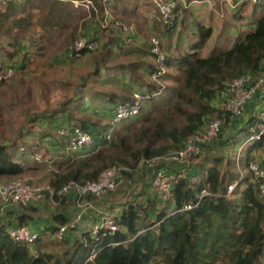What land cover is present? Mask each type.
<instances>
[{"label": "trees", "instance_id": "trees-1", "mask_svg": "<svg viewBox=\"0 0 264 264\" xmlns=\"http://www.w3.org/2000/svg\"><path fill=\"white\" fill-rule=\"evenodd\" d=\"M73 1L11 0L7 4H0V34L20 40L15 52L16 58H12V53L8 54L7 63L17 71L23 68L27 57L22 52L21 43L26 35L20 33L29 31L33 23L25 4L42 10L49 5V11L58 8L57 18L62 21L61 30L64 31L74 12ZM91 1L89 9L93 7V14L81 21L84 29H72L80 22L67 27H71V32L67 34L71 37L66 54V58L73 60L83 58L88 63L98 62L101 65L98 73L104 71L110 76V80L103 81L115 83L111 85L114 91L98 92L105 96L99 99L101 122L77 117L72 114L71 109L67 111V122L76 120L84 131L92 135L91 146L69 153L66 151L64 139L57 134L58 127L64 122L62 120L58 124V119L65 113L46 114L41 123L34 116L33 123H39L41 127L38 129L41 135L39 133L36 143H24V127H21L19 133L16 132L17 138L11 142L0 141V179L25 176L32 169L43 166L33 158L40 151L45 156L52 157L53 166L60 169L54 171L50 180V185L58 190L71 181L84 183L95 180L104 169L111 166L138 167L142 158L160 156L183 148L187 139L204 131L212 118L223 117L225 121L218 137L206 144L201 152V155L207 153L205 157L208 160L200 157L186 169L191 174L178 179L173 186L171 199L159 198L152 182H143L130 200L125 198L118 203L115 207L117 211H114L118 214L121 229L116 232L102 227L95 231V226L101 224V214H95L91 216L94 219H90L86 225L78 224L67 231L62 240H58L56 231L71 220L77 209L72 191L63 201L64 207L65 203L69 204L67 211L61 206L59 211L48 209L43 212L42 201L45 197L29 205H19L22 208L16 205L17 209L23 210L15 218L16 222L0 219V264H264V196L260 188L261 181L249 170L251 162L264 168V136L246 144L240 162L244 177L228 194L229 185L240 178L235 155L260 120V112L264 109V95L261 97L260 91L257 93L255 99L246 106L241 119L226 113L219 105L232 78L244 74H251L253 78L264 75V10L249 21V30L243 37L240 36L228 47L216 46L208 56H204L202 50L212 37V27L197 22L195 36L189 31L184 34L180 28L187 15L180 14L172 27L151 16L154 26L151 35L161 41L168 76L176 72L177 81L180 82L177 87L170 85L160 92L161 86L151 78L159 68L150 49L151 41L147 53L150 57H141L134 50L138 40L134 41L132 38L137 37L139 30L141 33V26L136 24L138 29L133 34L116 26V21L111 26L105 25L97 20L96 12L99 9L94 6L93 1L100 7L101 15H104L106 0ZM135 1L129 0V3L139 5ZM125 2L127 1L111 0L116 8L123 4L124 10L128 8ZM249 2L251 3L250 0H240V9L233 12L234 18H244L243 12ZM148 3L153 5L150 12L157 8L154 0H148ZM252 4L261 7L264 6V0ZM25 10L28 12L27 16L21 14ZM49 11L47 16L51 14ZM121 20L126 22L127 17H122ZM38 24L48 30L52 20L49 17L48 21L44 19ZM127 24L132 23L128 21ZM156 24H160L162 32L156 31ZM80 36L96 41L98 47L96 50H82L81 57H70V46ZM171 36L175 37L176 47L170 44ZM182 41H186L189 47L180 51L178 46ZM124 58L134 61L123 62ZM138 58L145 60H135ZM121 72L125 75L122 81ZM12 80L13 78L6 81L4 85ZM31 80L36 82L35 77H31ZM169 83L174 84L173 81ZM133 92H141L147 97L140 113L115 122L113 115L117 106L130 100ZM147 107H152V110L146 111ZM254 108L258 110L255 115L251 113ZM125 123L130 124L122 132ZM227 124L230 126V134L233 133L230 137L220 139V145H216L221 134L224 131L226 134ZM47 144H52L55 151L47 152ZM22 147L25 151H22ZM157 168L162 167L158 165ZM149 174H152L151 169L148 170L147 177ZM132 175V172L125 171L127 180ZM194 176H197L195 182ZM124 185L130 184L126 182L119 188ZM135 186L137 187V183ZM108 194L104 196L111 200L109 196L114 193ZM88 197L90 200L95 198L91 195ZM9 205L13 207L14 204ZM40 205L42 209L38 208ZM189 205L192 207L189 208ZM1 207L0 205V211L4 213L6 207L4 210ZM37 211L38 217L29 216L28 220V215ZM8 212V215L12 213L11 210ZM32 222L37 224L35 228L39 230L34 228ZM23 225L37 233L35 242L16 241L10 236V229Z\"/></svg>", "mask_w": 264, "mask_h": 264}, {"label": "built area", "instance_id": "built-area-1", "mask_svg": "<svg viewBox=\"0 0 264 264\" xmlns=\"http://www.w3.org/2000/svg\"><path fill=\"white\" fill-rule=\"evenodd\" d=\"M11 0H0V4H7ZM77 1V0H75ZM87 4V7L92 6L91 0H81ZM252 3H258L262 0H250ZM157 8L151 12V16L157 18L168 27H172L178 16L180 10L178 9V2L175 0H154ZM76 3V2H75ZM77 5L79 2L77 1ZM116 26H121L125 31L134 33L135 28L132 25H128L122 20H116ZM98 43L96 41H90L86 36L78 37L75 42L70 46V57H81L82 50H96ZM151 52L156 58L159 65L151 78L153 81L160 82L162 77L167 72L165 65V52L162 50L161 41L158 37H152ZM16 69L7 63L6 58L0 57V87L4 83L16 76ZM160 92L165 88L164 85H160ZM264 89V75H260L257 78H253L251 74H244L232 78L226 90L224 91L223 99L221 100L222 110L226 113H231L235 117L240 118L246 112V106L255 99L257 93ZM146 95L141 92H134L133 97L130 100L120 103L114 114V121L118 122L127 119L131 116L140 113L143 103L146 99ZM225 118L215 117L212 118L206 127V129L200 133H196L190 136L183 148L163 154L160 156H154L152 158H142L139 162V166L148 167L153 169L152 172V186L157 193L158 197L163 200H169L173 196V186L180 177L185 175V167L189 166L192 159L201 154L206 144L213 141L218 137L221 127ZM57 134L64 139L66 143V151L69 153L73 150H79L85 146H91L93 137L89 132L84 131L76 120H71L58 127ZM264 136V109L260 112V120L256 123V126L252 128L250 136L241 144L236 155L235 161L240 171V178L228 187V194H230L239 182L244 177V170L241 166V156L243 150L249 142L260 139ZM22 151L25 148L22 147ZM29 155H26L28 157ZM34 160L41 165H53L54 159L52 157L45 156L42 152L38 151L33 155ZM165 160L172 163H180L183 165L182 171L177 173H169L165 171V168H157L160 163ZM131 168L125 166H111L104 169L95 180H89L84 183H78L71 181L65 184L61 189H55L50 184L43 186H35L28 183L22 178H15L6 183H0V205L4 210L9 204L14 205H29L31 203L42 200L45 194H48L56 204L66 200V196L71 191L75 194V203L77 206L76 212H74L71 220L66 224L59 227L56 231V238L62 240L64 235L70 229L75 228L84 218L85 214L90 209H95L101 214V224L96 225L94 230H98L102 227L110 232H116L121 229V224L118 220V214L111 209H98L93 207V204L89 200V195L95 198H101L109 192L116 191L120 185L124 183L131 184L130 179H126L125 171H130ZM249 170L252 172L256 179L261 181L260 188L264 196V168L256 162H251ZM193 181H197V176L193 177ZM189 208L192 205L188 206ZM10 236L16 241H30L35 242L37 233H33L31 229L26 226H19L12 228L9 231Z\"/></svg>", "mask_w": 264, "mask_h": 264}, {"label": "rangeland", "instance_id": "rangeland-1", "mask_svg": "<svg viewBox=\"0 0 264 264\" xmlns=\"http://www.w3.org/2000/svg\"><path fill=\"white\" fill-rule=\"evenodd\" d=\"M77 1L79 2L78 5L76 4ZM77 1L75 0L73 1L74 12L73 14H71V17L69 18V22L71 23L80 22L81 17L89 18L93 14L92 12L93 7L89 9V7L85 5L87 3L81 0H77ZM126 1L128 2V3L125 2L128 5V8L124 10L122 7L123 4H121V6H118L116 8L115 5L111 3V0H106L104 15H101L100 7L93 1L94 6L97 9H99V11H97L96 13V15H98L97 18H99L100 21H102L104 24L108 23V25L111 26L112 22H115L116 20H121L122 17H127L126 22L128 23L129 21L132 24H134V25L132 24L131 25L135 28V32H136V28H137L136 20L140 21L141 19H143L142 18V16H144L143 14L148 15L150 10H152L153 5L148 3V0H136L135 2L139 3L137 7V6H133L132 4H130L129 0H126ZM48 7L50 8L51 6H48ZM25 8L26 10H28L27 6ZM139 8L141 10H139ZM26 10L22 11L21 14L24 16H27L28 12H30L32 16L30 20H32L31 22H33L34 27L36 26L38 22L44 20L47 17L46 14H44V12L34 13L32 11L31 13L30 10H28V12H26ZM131 10H133V12ZM141 24H143L144 27L147 28V26L144 23H141ZM156 26L158 28L160 27V24H156ZM78 27H79V24L77 23L74 27H72V29L78 28ZM15 32L16 31H13V33ZM32 32L33 30L30 29L29 31L25 30L19 33L20 35L22 33H25L26 35L25 40H28L30 43L31 42L35 43V40L37 38L34 37V32L33 33ZM70 37H71L70 35H65L62 39L60 38V36H57L55 38L52 37L50 42L47 43L48 52L45 55L44 54L34 55L35 52H32L30 56L27 54L28 60L26 57L23 62V68H19L23 72H21L18 69L16 72L15 78H13V80L10 81L8 84L4 85L3 87H0V141L1 142H11L12 140H14L16 137V132L18 133L21 127H24V129L28 131L32 130L35 132V134H39L40 131L38 129L41 128L39 123H41L43 119H45V116H47L46 114H57L58 113V114L63 115L65 113V115H67V111L69 109L72 110L73 112L72 114L80 115L81 117L85 119H91L92 121H95L97 123L101 122V118H100L101 117L100 115L101 105H100L99 99H101L103 95L98 92L99 91H111L112 92L114 91V89L111 87V85H115V83H111L109 81H106V82L103 81V80H110V76L104 71H102L100 74L98 73V68L101 65H99L98 62L95 63V61H91L88 63L84 59L73 60V59L66 58V57L64 58L65 59L64 61L60 60V61L52 63V65L49 62L51 58L50 56H47L49 52H53L54 50H56V48L60 49V47H63V45L65 44L68 45ZM136 38L133 37L132 40L135 41ZM151 39H152V36L147 37V40L149 42L151 41ZM19 43H20L19 39L14 40V38H9L7 34H3V35L0 34V56L2 55L1 57L5 58L8 56V54L11 55L10 53H12V58H16L17 54H15V52L19 48V45H18ZM129 47L130 46H128V48ZM146 57H150V56L146 53ZM135 60H145V58H138ZM133 61H134L133 59H127V58H124L123 60V62H127V63H130V62L133 63ZM154 61H155V58H154ZM119 62H122V60ZM47 65H48L47 73L54 70L57 72V74H59L60 77L66 78L67 79L66 82L71 81L72 85L67 87V86L62 85L61 83H58V84L53 83V86H52L53 89H50L49 86H46V88L54 92H48L47 98L41 99L39 96H37V94L34 91L37 92L38 87H40L38 92L41 94L40 90L42 88L43 80L39 79L40 77L42 78V75H40V73L38 72L40 71L41 67L44 66L45 68V66ZM168 73H169V70L162 77L160 82H156V81L155 82L158 83L159 85H164L165 88L170 85L177 87L178 84L180 83L177 81L178 77L176 78L177 73L172 72L170 76H168ZM19 74L25 77H29L28 80H30V77L35 75L36 82H32L30 80L28 81V84L26 83L25 86L23 84L20 85V81L17 78ZM122 76L123 77H121L120 81L125 79V75L122 74ZM55 78L57 77L55 76ZM169 81H173L174 84L169 83ZM76 94H78L79 96L82 94L83 96V97L80 96L77 99L74 97L76 99L74 101L76 102V104H78L77 107L73 106L72 105L73 103L68 100V98L71 95L76 96ZM164 95H166V93ZM82 98L84 99V101ZM87 102L89 105L87 104ZM219 105H220V108L222 109L221 102ZM148 110H152V107L150 108L147 107L146 111ZM37 114H38L37 117L39 119V123H33L32 120L30 121L31 115L36 116ZM27 115H30V116L26 117ZM26 122H28V124L23 125ZM29 123L31 125H29ZM129 124L130 123L124 124V126L122 127V132L127 129L126 126ZM225 130H227L226 134H225V131L223 134H221L219 139L216 141V145H220V139H224L226 136L230 137L231 134L233 133L231 132L230 134V126L228 127V124L226 125ZM25 133H27V131H25ZM31 135L32 136L25 137L24 143H27L28 145H30L32 143L37 142V138L33 137L34 134H31ZM206 155L207 153L202 154V155L201 154L196 155L192 159L191 164L189 166H186L185 169H189L190 166L195 164V161L199 159L200 157H201L200 159L202 160H208L207 159L208 157H205ZM123 166L131 168L130 172H132V174L134 175L130 176L129 179L132 182L133 181L134 182L131 183L130 185H124L121 188H118L116 191L113 192L114 194H112V196H109L111 197L112 200H114L117 203H120L121 200H125V198L130 200L133 194L138 192L137 191L139 190L138 187L147 180L146 179L147 172L148 170H150L148 165L146 166L143 165V167H140L139 164H138V167L136 166L133 167L130 165H123ZM58 170L60 169H57L53 165L51 166L44 165V166H39L35 169H32L25 176H20L17 178H22L26 180L28 183L35 185V186H43L46 184H51L50 180L53 176V173L54 171H58ZM151 170L153 172L152 168ZM185 173L187 174L188 172H185ZM11 180L13 179L5 180V181L0 180V183H6ZM136 183H137V187L135 186ZM115 194L117 195V197H115ZM44 197H45L44 199L45 202L44 200L42 201V204H43L42 208H44L43 212H45L48 209H55L59 211L62 209L61 206L64 207L63 202H61L62 204L61 203L56 204L54 200L48 194H46ZM108 200H110V198H108ZM68 205H69L68 203H65V207L63 209L67 211ZM17 206L19 208H22L19 205ZM74 206L76 205L74 204ZM115 207L117 206L112 207V209L116 210ZM9 208H13V207H11V205H8L6 207V211L4 213H0V219H2L5 222L8 221L7 215L9 213L8 212ZM14 208H17V207L15 206Z\"/></svg>", "mask_w": 264, "mask_h": 264}, {"label": "crops", "instance_id": "crops-1", "mask_svg": "<svg viewBox=\"0 0 264 264\" xmlns=\"http://www.w3.org/2000/svg\"><path fill=\"white\" fill-rule=\"evenodd\" d=\"M180 3H179V2ZM178 9L180 10V14L183 15H187L188 17H185V23L182 22V24L180 25V28L183 29V33L186 34L188 31L191 33L196 32V27L195 24L197 22L201 23V24H205L206 26H210L213 28V34L212 37L208 40L207 44L205 45V47L202 50V53L204 56H208L212 50L218 46V47H228L230 45H232L237 38H239L240 36L243 37L247 31L249 30V21L255 16V15H259L263 12L264 10V6L261 7H255L256 5H253L252 2L248 3L246 9H244L243 12V16L244 18L241 19H237L234 18L233 12H236L237 10L240 9V0H208L207 2H197L196 0H178ZM25 3V2H23ZM65 3V2H63ZM49 6V5H48ZM45 7L43 10L40 8H36V7H28V10H30L31 12L33 11L34 13H39V12H44V14H48L49 11V7ZM239 6V7H238ZM26 7V4H25ZM185 7V8H184ZM57 9H54L53 11H49V14L45 19H49L52 20V24L48 26V30H46V28H44L43 26L41 27L38 23L36 24V26L34 27V25L32 26V30L34 32V37H36L37 39L35 40V43H30L28 40L22 39L21 43L23 45V54H28L29 56L32 54V52H35L34 55H41V54H46L48 52V48H47V43L50 42V40L57 36H60V38L62 39L65 35L68 34L69 30L71 27L67 28L68 26L72 25L73 23L68 21V24L66 29L64 31L61 30V27H63V23L62 21H59L57 18ZM139 10H141L139 8ZM227 10V12H226ZM97 13V12H96ZM144 16H142L143 19H141L140 21H137V25L141 26L142 30L140 33V30L137 33V38L136 43H135V52L141 56V57H145L146 53H148V45H149V41L147 40L148 36H152L153 34V20H151V12L147 14H143ZM56 17V18H55ZM52 18V19H51ZM84 19H87L86 17L80 18V23H79V27L78 30L81 31L84 28L82 27V22ZM108 19V17H107ZM98 21H100L99 18H97ZM140 22V23H139ZM33 23V22H32ZM110 23V22H109ZM144 23L146 27H144L143 24ZM47 24V23H46ZM96 21L94 22V25H96ZM185 24V25H184ZM105 25H108V23H106ZM46 26V25H45ZM90 26H88L89 28ZM91 29V28H90ZM138 29V27H137ZM157 32H162L163 28L160 26L158 28H156ZM88 30V29H87ZM32 32V33H33ZM169 33V32H168ZM152 34V35H151ZM195 35V33H194ZM163 36H166L163 35ZM196 36V35H195ZM175 37L171 36L170 37V44L172 47H176V41L174 40ZM36 44V45H35ZM39 44V45H38ZM38 45V46H37ZM69 45H63V47L56 48V50H54L53 52H49V54L47 56H50V64L52 65V63L60 61V60H65L64 58L66 57L67 54V47ZM189 47V44L186 41H182L179 43L178 49L181 50H186ZM144 48H146L144 50ZM52 54V55H51ZM5 57V56H4ZM7 59V57H5ZM83 58L79 59L82 60ZM48 65L41 67L40 71L38 73H40V75H42V78L40 77L39 79H42V88H41V94L38 92V90L40 89V87H38L37 92L34 91L37 96H39L41 99H45L47 98L48 92H54L52 90H49L48 88H46V86H49L50 89H53V83H61L64 86L69 87L70 85H72L71 81H67L66 78L60 77L59 74H57L56 71L52 70L49 73L48 72ZM21 72H23L21 70ZM55 76L57 78H55ZM21 77V78H20ZM32 77H35V75H33ZM38 77V76H37ZM20 81V85H26V83L28 84V80L29 77H25L22 76L21 74L18 75L17 77ZM24 79V80H23ZM26 79V81H25ZM25 81V82H24ZM32 81V80H31ZM24 82V83H23ZM19 83V82H18ZM43 95V96H41ZM264 95V89L260 90V96L262 97ZM81 97L82 94L80 95ZM78 94L75 95H71L68 100L71 101L73 104V106H78V104H76V102L74 100H76L77 98L80 97ZM76 99H75V98ZM264 98V97H263ZM83 99V98H82ZM84 101V99H83ZM75 102V104H74ZM88 104V102H87ZM89 105V104H88ZM251 113H253L254 115L258 113L257 109H252ZM30 115H27L26 117H28ZM38 116V114L36 115V117ZM77 117H81L80 115H76ZM244 116V115H243ZM32 117H34V115H31V119ZM65 117V118H64ZM66 115L64 114V116L61 119H58V124L61 123L62 120H64L63 124L67 123L66 121ZM83 118V117H82ZM85 119V118H84ZM241 119V117H240ZM28 124V122H26L23 125ZM29 125H31L29 123ZM25 131H27V133H25ZM19 133V132H18ZM23 137H28V136H32L31 134H34L33 137L39 138V134H35L34 131L32 130H26L23 128ZM41 135V134H40ZM45 139L47 140L48 137H45ZM46 150L47 152L50 151H55L53 149L52 144H47L46 146ZM161 167L165 168V171L169 172V173H177L179 171H182L183 165H181L180 163H172L169 161H165L163 160L160 163ZM44 166V165H43ZM185 172H188V174H186L187 176H190L191 173L190 170H184ZM152 172V170H151ZM146 183L145 184H151V180H152V174L148 177H146ZM1 181L6 180L5 178H1ZM90 200V198H89ZM90 202L93 204V207H96L98 209H112V207L117 206L118 203L115 202L114 200H108L106 198V196H103L101 198H93V200H90ZM16 205H13V207H15ZM38 208H41V205L38 206ZM77 208V207H76ZM9 210H11V214L7 215L8 216V220H12L14 222L15 218L17 216H19L20 213L23 212V210L21 209H17V208H10ZM77 209H75L76 212ZM114 210V209H113ZM0 213H3L2 211H0ZM39 212H33L30 213L28 215V220H29V216H33V217H38ZM95 214H100L99 212H97L95 209H90L86 214H85V218L83 219V221H81L79 224L80 226L86 225L85 223L90 222L89 220L92 219L91 216L95 215ZM86 219V220H85ZM94 219V218H93ZM92 219V220H93ZM31 224H33L34 228L37 225L35 222H32ZM36 230H39L38 228H35ZM37 253V251L35 252Z\"/></svg>", "mask_w": 264, "mask_h": 264}]
</instances>
